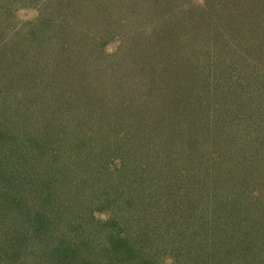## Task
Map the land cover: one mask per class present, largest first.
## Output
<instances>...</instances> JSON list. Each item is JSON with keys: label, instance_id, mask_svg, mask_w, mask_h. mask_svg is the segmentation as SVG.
Returning <instances> with one entry per match:
<instances>
[{"label": "trees", "instance_id": "16d2710c", "mask_svg": "<svg viewBox=\"0 0 264 264\" xmlns=\"http://www.w3.org/2000/svg\"><path fill=\"white\" fill-rule=\"evenodd\" d=\"M201 1L44 0L18 23L0 1V70L15 84L0 90L9 111L0 140L4 129L13 141L0 142V264H161L176 247L193 264L218 255L233 264L231 254L264 263V191L251 180L264 172V0ZM179 77L194 101L163 114L187 120L174 124L193 132L183 139L205 164L185 155L177 165L165 133L144 161L117 148L98 154L152 114L153 94L168 104ZM202 114L209 137L199 141ZM239 185L254 189L243 197ZM233 200L255 206L244 222L256 228L234 225Z\"/></svg>", "mask_w": 264, "mask_h": 264}, {"label": "rangeland", "instance_id": "374dc122", "mask_svg": "<svg viewBox=\"0 0 264 264\" xmlns=\"http://www.w3.org/2000/svg\"><path fill=\"white\" fill-rule=\"evenodd\" d=\"M2 1L4 3L3 9L5 10L8 18H11V20L14 23H16V22L18 23V22H25V21L34 20L38 16V12H39L38 6L41 5V3L44 0H40L39 4H36L35 6L34 5H28L27 1H23V0H2ZM187 1L190 2L192 5H195V6L202 3L201 0H187ZM147 2H149V1H147ZM154 7H155V5H153V9H154ZM146 12H148V11H146ZM151 13H153V12H151ZM3 23H5V24H3V29L6 30L8 25H9V20H5ZM0 36H2V33L0 34ZM115 45L116 44L114 41H112L110 44H108L106 47L107 52H111L112 50H114ZM0 46H1V43H0ZM3 50L4 49L0 48V54L3 53L2 52ZM219 50H220L219 53H221L220 57L224 58L226 60V62L230 61L229 56L224 51H222L221 49H219ZM224 59H223V63H225ZM234 59H235V62H238L235 57H234ZM220 62H221V60H220ZM183 64H185V63H183ZM224 74H225V72H224ZM180 78L181 77L174 79L172 82L170 81L171 85H170V87H168V92L165 93V98H168L167 99L168 104H166L165 106H162L164 108L160 107V105H163V103H164V101H163L164 96L160 95V94H156V93L153 94V95H156L157 97L156 96L152 97L154 100L153 104L156 105L153 112L151 111L152 114L149 115L150 112L145 113L144 121L142 123H138L137 126L130 128V131H131L130 137H128V135H126V134L125 135H118V133H116V135H113V140L111 139L110 141H107L104 145L100 144L101 147L99 149L100 152H98V154L102 153L104 155L105 152H109L110 150L117 148V150L120 149V151L123 153L126 152L127 156H129V157H134V156H135V158L139 157L144 161V160H146L148 154L153 152L154 148L156 147V145L158 143L155 137L156 136L158 137L159 134L165 133L166 135H168L170 137V139L172 141V146H173L172 148L173 149H171L172 150L171 154L176 153L177 160H178L177 165L181 164L182 166H186V158H184L185 155L189 158L190 161L191 160L194 161L195 164H197L199 162L205 164L204 159L201 157L202 155L199 154V152H197L196 150L192 149L190 146L189 140L195 139L193 132H189L187 130L186 125L175 126V124H174V122L184 124L185 120H181V119L176 118L172 111H171V114H172L173 118L169 115L163 114V113L169 112V109L167 110L166 106L172 105L171 107L173 109L176 108L177 110H184V104L189 105V104H191V101H194L193 89H191V87L188 86L189 83L188 84H186V83L180 84L184 80V78H183L180 81ZM223 78H224V76H223ZM251 82H255V84L257 86L260 85V83L257 82L256 78H253ZM13 83H14V79H12L11 73H8L7 69H3L2 71L0 70V90L3 91V93H4V89L6 87L14 88L15 84H13ZM250 88H251V90H253V87L250 86ZM116 95H121V94L118 93ZM3 98L4 97L0 95V126H6L7 122L5 120H9L8 119V114H9L8 108L4 102L1 103V100ZM40 101H41V103H40L41 106H43L45 103V98L40 99ZM161 109H162V111H161ZM98 113L101 114L102 111H100ZM253 115L258 118L259 112L256 111L255 113H253ZM2 116H3V118L1 119ZM204 118L206 120H204ZM220 120L221 119L219 118V121ZM209 121H210V119L208 117H204L203 114L200 117L196 118L197 128L202 133V134L201 133L198 134L197 140L203 141L206 136L209 137L208 136L209 131L206 130L207 126H209L207 124ZM249 121H250V119H248V121H246L245 124L250 123ZM185 122H187V120ZM205 130H206V133H205ZM3 131H4V139L1 138L0 142H4L6 140L7 143H5V144L11 145L13 143V141L11 142L10 133L5 131L4 129H3ZM151 134L154 138H152V136L150 138H148V136ZM189 135L192 136V138L186 137ZM100 137L104 138L105 136L102 134ZM183 138H188L189 140H185ZM224 142L227 145H230V142L228 140H225ZM207 149L209 150V149H211V147H209ZM187 152H190V154ZM212 159H213L212 154L207 153L206 159H205V160H209L208 161L209 165L207 167V170L210 168L211 171L212 170L214 171L215 164L212 162ZM12 160L15 161V157ZM170 161H172V160L170 159V157H168L167 159H164L163 164H169ZM210 161L212 162L211 164H210ZM255 161L258 162V160H255ZM190 166L191 167H189V168L192 169L193 166L192 165H190ZM160 167H161V165H159V163L155 162V164L151 166L149 172H154V171L158 170ZM259 171H260V173L257 176H254V177L252 176L251 180L255 178L254 183L256 184V186L263 188L262 190H259V191H264V172L261 170H259ZM235 178H238L237 180L239 181V179H241L242 176H240V175L235 176ZM252 182H253V180H252ZM234 183L236 184L235 180H234ZM239 186L240 187L237 188L236 191H239L243 197H245L247 194H249L248 190H250L252 188L254 189V185H251V186L245 187V188H243L241 185H239ZM259 191H256V192L254 191V194L262 193ZM245 192H246V195H245ZM250 195H253V193ZM16 198H17V196H16ZM203 198H204V200L206 199L205 197H203ZM246 204H245V206H246V208L249 209V211H248V209H243L241 207H238L237 206L238 202H234V200H233V202H231L230 209L233 213H235L237 215V218L234 219L235 220L234 225L236 227H237L238 223L241 222L240 219L242 220L243 223H245L244 219L247 218L248 214H253V216H257V212L256 211L254 212L252 210V207L255 208V206H253L251 204V202L250 203L248 202ZM252 211H253V213H252ZM257 211L259 213V212H261V209H257ZM94 215L100 216V217L106 216L102 213L99 214L98 211H95ZM211 217L212 218L215 217V214ZM223 221H224V219H223ZM223 221H221V219L219 220L220 225L225 226V227L228 226V223L226 221H224V222ZM263 223H264V220H263ZM178 224H179V222H178ZM250 227L256 228V223L255 222H248V223L242 224L240 229L244 232H247V231L251 230ZM255 239L257 240L258 238L257 237L254 238V236L252 235V237H247L245 239V241L255 240ZM239 243H240V245L238 248L240 249L241 245H243V244H242V242H239ZM177 248L178 247H176V252H177ZM176 252L172 251L171 255H169L167 257L165 256L162 259L161 264H193V262H191V260L188 259V257H179V256H177ZM174 253H176L175 256L172 255ZM231 255H232L231 259H232L233 264H235V262H237V260L240 261L239 258L242 257V255H240V254H239V256L233 255V254H231ZM262 255H264V254H262ZM211 258H213V257H211ZM211 258L208 257L205 264H210V261H211V264H220L223 262V260H221V257L219 255L216 258H214V260ZM257 262H259V261L257 260ZM203 263L204 262L201 261L200 264H203Z\"/></svg>", "mask_w": 264, "mask_h": 264}]
</instances>
